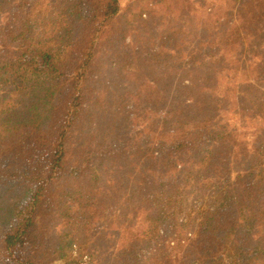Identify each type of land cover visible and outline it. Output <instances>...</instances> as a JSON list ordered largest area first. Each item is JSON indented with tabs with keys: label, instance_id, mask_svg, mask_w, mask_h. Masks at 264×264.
Listing matches in <instances>:
<instances>
[{
	"label": "trees",
	"instance_id": "trees-1",
	"mask_svg": "<svg viewBox=\"0 0 264 264\" xmlns=\"http://www.w3.org/2000/svg\"><path fill=\"white\" fill-rule=\"evenodd\" d=\"M128 2L0 0V264H43L47 231L40 226L47 216L62 222L61 239L95 227L97 212L79 201L78 190L101 188L95 159L105 148L123 152L122 137L138 112L151 118L145 135L166 139L142 143L150 151L146 161L159 163L157 172L171 181L141 198L144 226L129 234L115 264H173L170 248L187 225L195 246L184 264H264V0L246 14L222 13L221 6L199 26L162 35L142 11L133 42L151 34L144 53L158 69L163 53L182 39L191 45L175 52L178 63L166 65V77H152L149 65L138 71L131 59L116 65L114 46L107 79L98 52L101 42L133 33L138 21ZM201 63L221 64V75H201ZM93 84L101 86L86 95ZM248 85L256 98L244 93ZM188 91L196 94L189 101L182 98ZM201 92L237 105L253 102L247 134L230 122L213 127ZM73 144L81 163L71 165ZM231 158L240 162L234 180ZM14 194H22V202L7 206ZM137 241L144 243L143 259L135 254ZM78 246L71 239L57 244V259L48 264H80Z\"/></svg>",
	"mask_w": 264,
	"mask_h": 264
},
{
	"label": "rangeland",
	"instance_id": "rangeland-1",
	"mask_svg": "<svg viewBox=\"0 0 264 264\" xmlns=\"http://www.w3.org/2000/svg\"><path fill=\"white\" fill-rule=\"evenodd\" d=\"M263 0H129L128 4L132 7V13L135 14V19L138 23L135 25L133 33L125 36L124 39H118L117 41L109 40L101 42L100 51L98 52V58L104 63V73L107 79L112 77V71L108 66L110 55L113 52V47L118 49V58L116 65H122L126 63L128 59L134 61L131 66L138 71L146 69L148 65L152 68V77H166L167 73L163 72L166 65H174L178 63L176 58V51H184L188 45H191L190 38L183 40L178 48L170 49V52L163 53L165 59L161 60L163 68L160 70L157 68L155 61H147L146 52L149 42L145 39L150 38V33L140 34L139 40L133 42L135 35H138L139 27L142 21L138 20V16L141 12H144L143 18L154 23V29H162L160 35L164 34L166 30L171 29L176 31L181 25L199 26L198 21H203L202 17L207 12H213L222 6V13L224 10L231 12L236 10L239 14H246L253 9L261 7ZM130 7V8H131ZM192 15V16H191ZM192 19V22H191ZM188 22V23H187ZM122 34L120 30L116 31V35ZM217 34V31H214ZM200 67V68H199ZM201 75H221V64L201 63L198 65ZM141 73V72H139ZM104 81V80H103ZM103 81L101 84H103ZM199 79L196 83H200ZM254 81V79H252ZM101 84L93 86H86L84 90L86 95L90 94L94 88H100ZM256 85V83H252ZM253 86H247L244 88V93L247 97L256 98L257 91ZM203 99L210 104V123L214 119L211 125L219 128L221 125H227L226 122H230V127H239L242 130L241 135L247 134L245 127L253 122V115L251 106L245 99L237 105L232 104L233 98L227 100L220 95L212 94L210 98H205L204 92H201ZM196 95L191 94V91L182 95V98H186L187 101L192 99ZM231 103V104H230ZM238 106L241 108L243 114L240 115ZM155 112L157 115L160 113V108L157 106ZM134 115L131 125L127 128L128 131L122 137V151L119 152L114 147L115 151L108 152L107 148L96 159L95 165L99 164L102 173L98 174L100 177L101 188L90 187L88 190H78V195L81 196L79 201H89L92 204L88 205L91 209H95L97 212L95 215L96 224L94 228L89 231L71 235L68 238L61 239L60 236L63 233L64 227L61 221L56 217L50 218L47 216L45 223L40 227L46 229L47 240L44 242V256L42 257L43 264H48L57 259V255L53 254L54 248L57 244L66 246L68 240H73L74 243H78L79 249L76 254L82 256L80 264H115V257L121 255L124 248L130 245L131 239L129 234H138L141 226H144L145 215V202L144 198L149 193L156 189L165 190L167 186L161 185L162 183L170 182L168 177L160 175L157 171L160 170L159 163H151L146 161V157H149L150 151H145L142 148V143H157L166 139L159 138L158 136L149 137L146 133V129L151 125V118L142 119V112L131 113ZM132 126V127H131ZM124 133V132H123ZM122 133V134H123ZM113 146V145H112ZM134 147L133 151H130ZM72 150L74 155L73 161L70 164L81 163L78 161L80 154L76 145L73 144ZM145 153V155H144ZM116 154H122V157H117ZM153 165L155 171L151 176L145 175L148 172L147 167ZM239 161H234V158L230 159L228 163V173H230L231 180H234L235 174L239 170ZM101 190V191H100ZM153 194V193H152ZM23 200L22 194H14L7 198V206L14 203H21ZM1 211V210H0ZM95 223V222H94ZM99 227V228H98ZM193 228L190 225L179 228V236L182 239L179 240V236L175 239L176 246H171L170 254L172 256L173 264H184L182 259H187L189 253L195 246L190 240L191 236L186 237L188 233H192ZM138 236V235H135ZM135 254H140V258H145L146 253L144 243L137 241L134 245ZM86 255V257L84 256ZM190 257V255H189ZM124 261V260H120ZM175 261V262H174ZM126 262V260H125Z\"/></svg>",
	"mask_w": 264,
	"mask_h": 264
}]
</instances>
